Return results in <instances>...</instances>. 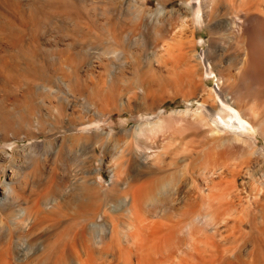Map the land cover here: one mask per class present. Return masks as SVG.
<instances>
[{
  "label": "rangeland",
  "instance_id": "obj_1",
  "mask_svg": "<svg viewBox=\"0 0 264 264\" xmlns=\"http://www.w3.org/2000/svg\"><path fill=\"white\" fill-rule=\"evenodd\" d=\"M10 1L17 2L24 12L36 2ZM238 1L230 6L221 3L216 9L206 1L201 13L193 14L182 0H117L119 7H137L131 9L134 14L122 18L128 28H136L129 35L132 39L124 43L123 57L121 54L119 61H110L112 72L106 81L98 78L105 62H95L91 68H80L81 81L75 87L62 79L66 66L58 61L63 57L56 53L70 38L57 33V16L52 15L51 21L42 18L36 45L44 52L55 50L50 59L59 65L49 69L51 79L45 84L49 88L27 85L18 69L10 71L17 81L3 80L0 75V243L6 241L4 229L19 219L28 222L22 239L29 246L37 236L42 244L64 241L71 233L67 231L69 224L77 222L76 206L68 204L86 173L93 183L91 187L103 195L119 189L121 196L131 202L134 186L156 180L157 171L166 168L174 176H166L167 184L152 188L140 202V244L147 240L150 247L159 242L176 226L178 218H183L180 215L191 201L202 203L197 222L220 244V250L221 245L234 251L256 242L264 247V0ZM104 7L94 15L100 25L107 20ZM0 20L6 22V16ZM74 23H68L70 31L77 27ZM24 28L23 43L29 40L30 24ZM0 37V54L17 51L5 35ZM26 53L31 54V49ZM230 79L236 82L233 90L228 87ZM224 101L235 110L234 117L224 118L219 112ZM199 111L205 116L200 118ZM235 120H240L238 133ZM141 157L142 165L136 162ZM190 160H194L196 171ZM36 167H40L39 172ZM50 169H55L56 180L46 178ZM191 180L198 186L192 193L196 197L191 193L174 194ZM3 182H11L10 188ZM56 183L68 186L67 195L57 193L45 198ZM126 185L132 188L130 192ZM101 197L95 201L97 207L89 221L97 225L94 235L99 233L102 241H108L113 225L124 226L128 233L135 224L127 212L128 202L116 203L115 208L116 196ZM184 198L190 199L185 203ZM20 209L24 213L13 220ZM226 254L234 255L230 251ZM132 257L135 263V254ZM9 258L0 260L1 264L17 263L11 259L13 256ZM147 259H143L144 264H155L153 258ZM122 262L116 260L114 264ZM27 263L44 264L35 260V255L23 264Z\"/></svg>",
  "mask_w": 264,
  "mask_h": 264
},
{
  "label": "bare ground",
  "instance_id": "obj_2",
  "mask_svg": "<svg viewBox=\"0 0 264 264\" xmlns=\"http://www.w3.org/2000/svg\"><path fill=\"white\" fill-rule=\"evenodd\" d=\"M39 1H40V3L37 2V0H36V2L31 3V5H29V8L27 9V12L26 11L24 12L20 8H19L20 9L19 10L17 2L16 3L13 1L11 2L10 0L0 1V17L3 18V15H4V16H6V19H7L6 22H0V27H2L0 29L5 31L4 34L1 32L2 33L1 35H3V37L5 35V37L7 39H9L7 41H9V43L13 47L15 46L17 48V51L6 52L3 55L0 54V75H2L1 78L3 80L17 81L16 77L13 76L12 75L13 73L11 74L10 71L11 70L13 71V69H18V71L21 70V72H22L20 74L22 76H24L21 78V80H23V81L25 80L26 82L25 81L24 82L27 83V85H29L31 87H34V86L35 87L36 86L41 87V90L49 88V86L47 87L45 85L46 82H49L51 79V75L49 74V69L58 65V64L56 65L54 59H53L54 62H53V60L50 59V54L52 52L54 53L55 50H53L51 52L50 51L44 52L43 50H39V47L36 45V38H38L36 36L38 34L37 31L39 30V27L43 26L42 25V23H43L42 18L44 17V18L49 20L50 17L52 15H54V16H57L59 18V23H58L57 28H56L57 33L60 32L62 34V32H63V37L70 38V41H68L66 44L64 43V47L62 49H59V51H56V53H58L60 55V57H63L62 60H58V61H60V62L62 61V63L64 62L65 66H66V70H64L62 73V79L63 80L67 79L65 81H69L68 85H70V86L71 85L73 86L74 84L77 85V83L79 85L80 84L79 82L81 81L79 76H78L80 68H82L84 66L91 68V66H94L95 62L96 63L105 62L102 65V70H104V72L101 73L98 78L100 81H106V78L109 77V74L112 72V66H111L110 61H112L113 59H115V60L117 59L116 61H119L118 58L120 59V56L122 54L121 49L124 47V45H125L124 43L126 41H127V43H129L128 40L132 39V38H130L129 35H131L130 33H132L136 29V28H128L126 26V24L123 23L124 21H122V18H124V16L127 14H128V16H130L131 14H134V12L132 13L131 9H135L137 7H135V8L132 7L129 9L127 4H126L127 7H125V8L123 6L119 7V6H117V0H106V1L101 0V2H102L101 5H98L97 4L98 1H95V0H62V2H60V3H54L51 1L48 2L47 0H45L43 2H41V0H39ZM206 1H207V4L209 3L210 6L212 8H215V9L219 4L221 5V3H225V5L228 4L229 6L237 3V0H182L183 5L187 6V8H189L187 10L191 11L193 14H194V11H196L197 14H200L201 13V7L203 5H205ZM239 1L242 3L244 2L243 0L242 1L239 0ZM248 2H247V4H248ZM89 4H91L92 7L89 8L88 7ZM255 4L256 3H254V5ZM129 5H131V4H129ZM254 5H253V7H254ZM101 6H103V7L105 6L104 7L105 11L103 10L105 13L104 12H101V13H104L107 16V20L104 21L105 23L103 22L104 23L103 25L98 24L96 19L94 18V15H97V13H96L97 9L99 10V8ZM124 6H125V4H124ZM210 6H208V7H210ZM222 6H224V4H222ZM252 8H251V11H252ZM210 10H212V9H210ZM258 10L259 9H257V11ZM158 12L160 13V11H158ZM210 13H211V11H210ZM254 13L256 14V12H254ZM213 14H214V12H213ZM249 14H251L250 11H249ZM218 15H219V10L217 12L216 17ZM106 16H104V20L106 19L105 18ZM251 16H252V14H251ZM214 17H215V15H214ZM66 19L70 20L71 22H75L74 24H76L77 27L74 26L75 28H72V30L70 31L68 28V23L70 21L67 23V22H65ZM48 20H46L45 22H47ZM182 20H185V19H182ZM49 21H51V20H49ZM49 21H48V23H49ZM27 23L30 24V28H29L30 36H29V40L24 41V43H23L24 32H26L25 30L27 29V28L25 29L24 27L27 25ZM159 26H162V25H159ZM84 28H86V30H84ZM160 32H163V31H160ZM29 48L31 49V54L26 53V51ZM105 55L108 57H105ZM136 55H138V54H136ZM103 56L106 59L103 58ZM121 57H123V54ZM138 57H139V55H138ZM139 58H137V60H139ZM155 59H156V57H155ZM113 62H114V60H113ZM14 71H16V70H14ZM18 71H16V72H18ZM26 76L27 77L29 76V78H31V79L26 80L27 79ZM234 79H230V80H232L231 82L228 81L229 82L228 87L229 88L231 87L232 90L234 89L233 87L235 86L234 83H236L235 81H233ZM100 81H99V83H100ZM73 87H75V86H73ZM70 88H72V87H70ZM224 93H226V90ZM49 94H50V92H49ZM49 94H48V96H49ZM149 94H151V93L149 92ZM225 95L227 96V94H225ZM234 98H236V97H234ZM42 101H44V100H42ZM235 102H236V100H235ZM209 110L211 111V109H209ZM219 112L221 113V115L224 118L232 117V116L234 117V114H235V110L232 108V106L230 105V103L228 101H224L221 104ZM200 113H202V116H200L201 114L199 115L200 118L205 116L203 112H200ZM61 116H62V114H61ZM200 118H198V120ZM234 125L236 128V133H238L237 128L240 126V120H235ZM78 139H80V138L78 137ZM130 161L134 162V159L129 160L127 162H130ZM190 161H193L192 166H194V168H195L194 160H190ZM136 162L138 164H141L143 162V164H144V158H142V157L138 158ZM190 163L191 162L187 163L189 168L191 167ZM185 169H188V168L186 167ZM196 169L197 168H195V171H196ZM198 169H200V167ZM208 169H210V168H208ZM35 170L37 172H39L40 167H39V169L36 167ZM166 170L167 169L165 168V171ZM46 171H48V170H46ZM165 171H163L161 173H164ZM157 172L160 173V171H157ZM166 172L168 174L165 173V174L160 175L159 177H158L159 173H157L158 175L156 174V176H155V177H157L156 180L149 179V181L148 180L146 182L143 181L144 182L143 184H139L138 186H134L135 187L134 190H132L131 187L127 186V185L131 184V183L128 184V182H129L128 181L126 183L127 184L126 187L130 188L128 190L129 192L132 190L131 202H128V200L126 199V196H124V195L121 196L122 193L120 192L119 189L117 191H114L115 188L113 190L111 189L114 192H111V193L105 192L103 195V193L101 191L97 190L96 188H93L94 186L91 187L93 183L92 182H91L92 184L90 183V180H88V177L86 175L87 173L86 174L84 173L85 175H84V177H82L83 179H81V182L79 181V183H80L79 187L78 188L76 187L78 189L76 194L73 196L71 203L68 204L69 206H73V205L76 206L77 222H75L73 224H71V223L69 224L70 226H68L69 228L67 229V231L71 230V233L66 235L67 237L65 238V240L62 242H56L55 241L56 243L42 244L38 240V238L40 236H37L36 238H34V241L32 244H30V246L25 244V242L23 241L22 238L24 236V231L27 228L28 222H26L24 220V222L22 223V221H19L20 219L14 220L15 218H17V216L15 217V215H20V214L24 213V210L20 209L18 211L19 213L18 212H16V214L14 213V218H12V219L15 222L14 221L13 222L11 221L12 223L10 222L12 224V226L11 227L8 226L9 228L7 227L6 229H4V231H5L4 237L6 238V241H3L0 243V260H2L3 258H7V257L9 258L10 256L11 257L13 256V258H11V259H13L18 264H20V263L23 264L24 262L29 260L30 255H32V256L35 255V260H37L39 262L41 261L44 264H46L47 262H51V264H67V263L68 264L69 263H71V264H114V262L116 260L117 261L122 260L123 264H144V260H146V258H148L147 261H149L150 259L153 258V263H155V264H264V247L259 246L258 242H256L257 244L251 243V246L247 247L245 249L234 250V251H232L231 247H225V246L221 245L222 249L220 250L219 249L220 244L216 243L215 240H213L210 237L212 235L209 236L206 232H204L199 227L200 223L198 224V222H197V221H199L197 218L199 217V215H201L200 213H202V211H200V210H202V209H200L201 206L199 207V205L202 203H200L199 205L197 204L198 205L197 206V205H195V202L193 204L191 201H190L189 206L188 207L186 206L185 210L183 209L184 210L182 212L183 216L179 214L180 217L181 218L183 217V218L182 219L178 218V220L175 222L174 225H176L175 226L176 228L173 226L174 228H172L171 231L169 230V232L167 234L163 235L161 237V239L159 240V242H157L153 245L150 244V247L148 246V243L146 242L147 240L145 241V239H144V241L146 243L142 241L143 243L140 244L139 241L143 235V234L141 235V232L139 230L140 229L139 224L142 221L141 215H143L142 212H140V205H142V203L140 204V202H142L141 200H143L144 196H146L147 194H149L152 191V188H154V187L155 188L156 187L161 188V186L167 184L166 183V179H167L166 176L167 177L172 176L173 173H169L168 171H166ZM191 172H193V171H191ZM41 173H42V171H41ZM47 176H51L52 180H56V178H58L55 169H52V170L50 169V171L46 175V178H47ZM119 177H120V175H119ZM170 178L172 179V177H170ZM47 179L49 180V178H47ZM54 182L55 181H53V183ZM3 183L5 184V187L7 189L10 188V186H9L10 184H8V183H11V182H3ZM57 184L58 183H56V185ZM71 185H69V189L72 187ZM112 185L114 187V184H112ZM115 185H117V184H115ZM196 185L194 184L193 180L188 181L185 183L184 187L181 190H174V194H179V193L182 195H188L189 193L192 194V193H194V191H196V188L198 187ZM65 186L61 187L60 185H57V187L55 186V187L51 188V190H49L48 194H44V197L50 198V197H53L54 195H56L57 193H60V194L65 193L66 194V191H68L67 190L68 186H66V187ZM130 186L133 187V184H131ZM46 188H47V185H46ZM128 188H126V189L124 188V190L127 191ZM211 188H213V187H211ZM121 190H123V189L121 188ZM12 191L15 193V190L13 189V187H12ZM70 191H71V189H70ZM202 191L205 192L204 190H202ZM68 193L71 194V192H68ZM201 193L199 192L198 194H201ZM123 194H124V192H123ZM128 194H126V195H128ZM202 194L204 195V193H202ZM212 194H214V193H212ZM101 195L104 196L106 199H108V198L113 199L116 196L117 202H115V204H114L115 208L117 207V205H120L121 203L126 204L128 202L127 212L128 213L130 212L131 218L135 223L134 225H132V227H133L132 229H130L131 227L128 228V231L130 229V231L128 233L125 232L126 230H125L124 226L118 228L117 226L113 225V227H111L110 231H109L108 241H102L101 237L97 235L99 233L94 235L93 228H96L97 225H95L94 223H90L91 222L90 218L92 216V212L97 207V204L95 203V201L99 200L100 199L99 197H101ZM207 195L208 196L210 195V191H208ZM183 197L184 196H182L181 199H183ZM193 197H196V196L193 195ZM190 198H186V199L189 200ZM214 198H213V200H214ZM186 199H185V203H186ZM93 200H94V202H93ZM206 200H207V198H206ZM211 200H209V202ZM116 203H117V205H116ZM187 203H189V202H187ZM48 206H50V205H48ZM46 209H47V207H46ZM48 209H49V207H48ZM47 213H48V210H47ZM48 216H49V214H48ZM169 216H171V215H169ZM19 218H20V216H19ZM168 218H166V219H168ZM200 218L201 217H199V219ZM28 225H30V224H28ZM70 227H72V228L70 229ZM253 227L254 226H252V228ZM255 227H256V225H255ZM0 230H2V229H0ZM97 232H98V230H97ZM30 233H32V231ZM258 233H259V229H258ZM144 237L145 236H143V238ZM209 237L211 238V241H208ZM9 239H11V240L9 241ZM142 244H144V245H142ZM260 245H262V244H260ZM152 246H153V248H152ZM149 250H151V251H149ZM152 250H153V252H152ZM228 251L232 252V254L234 253V255L233 256L227 255L226 253ZM134 254H135V259H136V262L134 261L135 263L132 262L133 261L132 256ZM31 258H33V257H31ZM249 259H251V261H252V259L255 261L249 262ZM150 262L152 263V261H149V264H151ZM0 264H1V262H0ZM9 264H11V263H9Z\"/></svg>",
  "mask_w": 264,
  "mask_h": 264
}]
</instances>
